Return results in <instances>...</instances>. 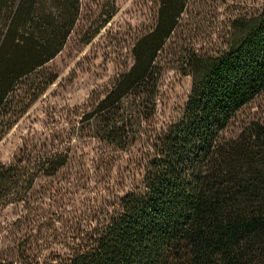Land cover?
Instances as JSON below:
<instances>
[{"label": "trees", "instance_id": "trees-1", "mask_svg": "<svg viewBox=\"0 0 264 264\" xmlns=\"http://www.w3.org/2000/svg\"><path fill=\"white\" fill-rule=\"evenodd\" d=\"M190 1L159 0L133 65L93 106L92 166L71 145L36 144L0 159V206L27 213L19 232L31 227L0 251V264H264V124L238 125L264 93V2L229 22L223 50L173 55L192 91L180 115L160 125L163 54ZM82 7L0 0V143L55 83L43 69L64 50ZM123 154L132 157L117 166ZM31 214L46 218L42 242Z\"/></svg>", "mask_w": 264, "mask_h": 264}, {"label": "rangeland", "instance_id": "rangeland-1", "mask_svg": "<svg viewBox=\"0 0 264 264\" xmlns=\"http://www.w3.org/2000/svg\"><path fill=\"white\" fill-rule=\"evenodd\" d=\"M82 1L80 19L67 45L43 69V72L56 77L55 83L0 143V159L4 162L12 160L26 146L71 145L74 157L83 158L92 166L96 153V145L88 133L92 108L113 80L133 65L134 44L155 24L159 0ZM263 2L191 0L188 3L180 26L163 54L164 71L157 114L160 125L180 115L192 91V77L177 69L173 55L182 47L195 48L207 54L223 50L229 22L240 13L260 7ZM112 11L115 15L105 23ZM250 121L264 124V93L239 113V126ZM131 157V154H123L117 166H125ZM120 171L117 168L114 177H120ZM47 183L48 180H40L37 192L42 191V186ZM91 185L92 194L88 197H94L95 190ZM26 214L18 206H0V251L13 247L20 234L31 230V227H25L28 224L19 228L20 232L17 228L20 225L16 221ZM30 219L37 240L44 241L48 237L44 229L46 218L31 214Z\"/></svg>", "mask_w": 264, "mask_h": 264}]
</instances>
